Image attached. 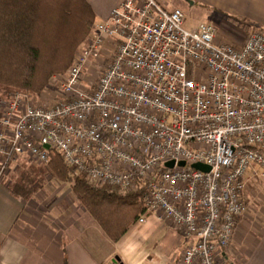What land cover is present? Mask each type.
Instances as JSON below:
<instances>
[{"label": "built area", "instance_id": "built-area-1", "mask_svg": "<svg viewBox=\"0 0 264 264\" xmlns=\"http://www.w3.org/2000/svg\"><path fill=\"white\" fill-rule=\"evenodd\" d=\"M185 18L156 0H123L96 23L50 104L0 95V184L20 158L47 164L55 149L92 185L143 190L145 214L192 240L180 264H219L249 211L248 176L264 178V29L238 46ZM103 57L96 84L86 82Z\"/></svg>", "mask_w": 264, "mask_h": 264}, {"label": "crops", "instance_id": "crops-1", "mask_svg": "<svg viewBox=\"0 0 264 264\" xmlns=\"http://www.w3.org/2000/svg\"><path fill=\"white\" fill-rule=\"evenodd\" d=\"M122 1L87 0L96 23L108 19ZM156 1L164 9L170 4L174 9L187 6L185 0ZM191 1V6L223 13L225 27L244 22L264 29V0ZM37 194L24 200L14 196L9 185L0 184V264H111L114 259L120 264H180L192 243L170 222L149 213L140 216L144 223L137 219L113 242L82 205L59 206L60 198L38 200ZM245 200L249 211L239 219L219 264H264V178L248 176Z\"/></svg>", "mask_w": 264, "mask_h": 264}, {"label": "trees", "instance_id": "trees-1", "mask_svg": "<svg viewBox=\"0 0 264 264\" xmlns=\"http://www.w3.org/2000/svg\"><path fill=\"white\" fill-rule=\"evenodd\" d=\"M95 25L87 0H0V94L41 92L55 74L71 67ZM50 156L49 174L71 183L77 200L113 242L145 213L143 190L132 194L92 185L70 176L60 152L52 149ZM31 173L9 186L14 196L28 200L39 190Z\"/></svg>", "mask_w": 264, "mask_h": 264}, {"label": "rangeland", "instance_id": "rangeland-1", "mask_svg": "<svg viewBox=\"0 0 264 264\" xmlns=\"http://www.w3.org/2000/svg\"><path fill=\"white\" fill-rule=\"evenodd\" d=\"M186 5L184 8L181 9L184 11L186 18H185V27L189 30L196 29L199 24L201 23H210L217 27V42L218 43H230L234 45H241L249 36L251 30L254 28H258L255 25L251 24H243L244 22H232L233 25L225 27L226 17H224L223 13H219L217 10L209 9L208 7L200 5L191 6L193 1L185 0ZM166 9V8H165ZM174 7L173 4L167 6V11H173ZM97 22V21H96ZM249 23V22H248ZM262 29V28H260ZM94 35L92 30L89 36ZM88 36V37H89ZM87 37V38H88ZM86 38V40H87ZM86 40L77 48L74 53V59L76 58L77 54L81 52L83 44ZM109 63V60L105 57L98 63L100 68H90L89 70L85 71V81L91 84H96L99 76L101 75L103 68H105ZM68 71V70H67ZM66 71V72H67ZM55 74L48 82V85L39 93H33L28 91H18V93L27 94L31 98V102L34 105H47L52 102V93L59 89V86L62 84V78L65 73ZM61 77V78H60ZM57 78V79H56ZM4 97L3 94H0ZM50 166V162L47 164H38L28 158H23L19 163H15L11 166L9 174L2 180V184H7L10 187L15 186L17 181H19L23 175L30 174L31 177H34L35 182L39 184V190L34 194L37 193V199H45L51 198L55 196L56 198H60L58 200V205H67L69 203H74L77 205H82L76 198L75 194L73 193L71 183L67 180H61L57 177H53L49 174L48 168ZM70 176H80L84 177L83 175L76 174L73 170L70 172ZM262 179V178H260ZM87 180V179H86ZM33 195V196H34ZM36 200V199H35ZM33 205V204H31ZM45 209L41 210V213Z\"/></svg>", "mask_w": 264, "mask_h": 264}, {"label": "water", "instance_id": "water-1", "mask_svg": "<svg viewBox=\"0 0 264 264\" xmlns=\"http://www.w3.org/2000/svg\"><path fill=\"white\" fill-rule=\"evenodd\" d=\"M45 148H46L47 150H50V146H45ZM174 165H175V161L173 160V161L168 162V163L166 164V167L172 169V168L174 167ZM179 165L182 166V167H184L186 164H185L184 161H181V162L179 163ZM192 167H193L194 169L200 170V171H202V172H209V171H210V167L207 166V165H205V164H202V163H196V164H193Z\"/></svg>", "mask_w": 264, "mask_h": 264}]
</instances>
